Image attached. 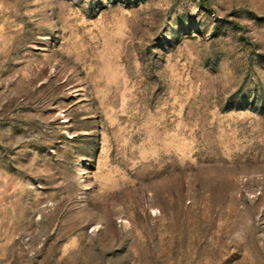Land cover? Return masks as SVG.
Wrapping results in <instances>:
<instances>
[{"label":"rangeland","instance_id":"obj_1","mask_svg":"<svg viewBox=\"0 0 264 264\" xmlns=\"http://www.w3.org/2000/svg\"><path fill=\"white\" fill-rule=\"evenodd\" d=\"M0 264H264V0H0Z\"/></svg>","mask_w":264,"mask_h":264}]
</instances>
